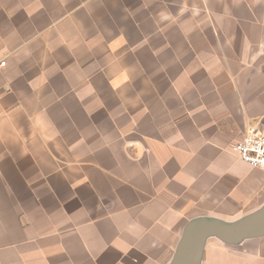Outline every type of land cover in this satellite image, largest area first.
Returning a JSON list of instances; mask_svg holds the SVG:
<instances>
[{
	"label": "crops",
	"instance_id": "obj_1",
	"mask_svg": "<svg viewBox=\"0 0 264 264\" xmlns=\"http://www.w3.org/2000/svg\"><path fill=\"white\" fill-rule=\"evenodd\" d=\"M0 264H170L195 219L264 210V0H0ZM200 264H264V233Z\"/></svg>",
	"mask_w": 264,
	"mask_h": 264
},
{
	"label": "water",
	"instance_id": "obj_2",
	"mask_svg": "<svg viewBox=\"0 0 264 264\" xmlns=\"http://www.w3.org/2000/svg\"><path fill=\"white\" fill-rule=\"evenodd\" d=\"M264 233V210L235 223L210 218L195 219L184 230L170 264H200L205 242L217 236L231 243Z\"/></svg>",
	"mask_w": 264,
	"mask_h": 264
},
{
	"label": "built area",
	"instance_id": "obj_3",
	"mask_svg": "<svg viewBox=\"0 0 264 264\" xmlns=\"http://www.w3.org/2000/svg\"><path fill=\"white\" fill-rule=\"evenodd\" d=\"M5 61L0 65L4 66ZM234 153L253 168L264 170V133L250 129L242 140L232 146Z\"/></svg>",
	"mask_w": 264,
	"mask_h": 264
}]
</instances>
